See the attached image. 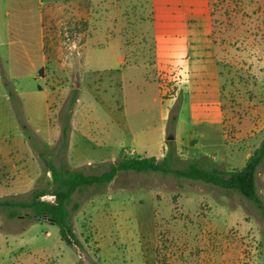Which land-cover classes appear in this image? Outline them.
I'll use <instances>...</instances> for the list:
<instances>
[{
  "label": "rangeland",
  "instance_id": "obj_1",
  "mask_svg": "<svg viewBox=\"0 0 264 264\" xmlns=\"http://www.w3.org/2000/svg\"><path fill=\"white\" fill-rule=\"evenodd\" d=\"M163 2L0 0V202L28 201L33 189L53 200L44 160L67 163L65 149L48 141L60 125L59 98L67 100L77 83L74 70L91 90L88 102L82 93L86 102L74 126L104 139L116 160L170 151L171 166L181 170L200 160L217 168L244 165L246 144L252 152L264 136V0H210L215 46L201 26L208 20L169 23ZM202 3L187 0L184 8L196 15ZM74 5L77 14L68 13ZM87 12L90 19L78 18ZM51 36L63 50V69L45 64L42 74L36 67L41 51L53 55ZM126 50L141 68L124 81L132 132L115 136L122 121L116 57ZM161 135L168 139L164 151ZM101 148L94 150L108 151ZM102 162L78 169L99 174L111 164ZM263 173L264 160L255 177L264 208ZM71 198L78 205L69 220L75 243L60 236L57 224L30 218L27 208L8 218L0 206V264H264V213L236 190L172 173L118 171Z\"/></svg>",
  "mask_w": 264,
  "mask_h": 264
},
{
  "label": "trees",
  "instance_id": "obj_2",
  "mask_svg": "<svg viewBox=\"0 0 264 264\" xmlns=\"http://www.w3.org/2000/svg\"><path fill=\"white\" fill-rule=\"evenodd\" d=\"M68 127L62 129L63 143H65ZM65 145V144H63ZM172 153L167 151L162 158L153 156L121 157L111 163L107 170L99 174L85 173L81 169H72L65 163L56 166L50 161L44 160L47 171L50 173L54 189L50 193L54 196L52 201L43 199L48 194L43 189H33L31 199L28 201L4 200L0 202L6 210L8 218L19 214V209H29V217L32 219L46 218L58 225L60 236L67 242L75 243L74 234L69 224L70 211L77 208V203H72L71 195L74 191L89 186H101L109 183L118 171L135 172H160L172 173L177 177L191 180H200L225 190H236L243 197L251 200L264 213L263 202L256 195L255 169L264 160V136L259 145L249 154L245 163L240 168L222 169L208 166L203 160L190 162L186 169L181 170L171 166Z\"/></svg>",
  "mask_w": 264,
  "mask_h": 264
},
{
  "label": "crops",
  "instance_id": "obj_3",
  "mask_svg": "<svg viewBox=\"0 0 264 264\" xmlns=\"http://www.w3.org/2000/svg\"><path fill=\"white\" fill-rule=\"evenodd\" d=\"M164 1L163 3L165 4V8L163 10H161V12L163 13L164 16L167 17V20L169 21V23L172 22H183L184 25L187 27L188 26V20L190 21H195L197 19L198 16L202 15L204 18L203 20H208L207 22V27L206 24L201 25L203 27V31L207 34V36H210V39L212 40V45L214 44L215 46V42L213 40V19H212V15H211V9H210V0H202V4L200 7V11L196 12V15L193 14V10L191 9H186L184 8L186 5V1L187 0H161ZM91 2V1H90ZM81 3V1H77L76 5ZM90 5V3H88ZM78 6L75 7V5L72 7L71 10H68L67 12L70 14H77L76 12H78L77 9ZM80 7V6H79ZM72 11V13H71ZM50 13V10L46 11V15L48 16V14ZM64 14V12H63ZM72 16V15H71ZM48 18H50V16H48ZM78 18H84V20H88L90 19V12H87V14H81L78 16ZM204 22V21H203ZM205 23V22H204ZM171 25V24H170ZM189 27V26H188ZM44 33L42 32V34L40 35V39H41V45H39V49H41L43 51L44 49ZM56 39V37L51 36V39H48V43L50 45V47L52 48V56H47L44 52L41 51V55H40V65L36 67V69L38 71H41L42 74H44L45 72V67L47 68V65L45 64H50L51 67L53 66L54 69H63L62 68V64L59 63V61L61 60L62 57H64V54L62 53V49L60 50L58 48V46H54V40ZM57 41V40H55ZM86 41L80 45L81 48L84 47L86 45ZM65 50V49H64ZM79 54H81V52H78ZM129 51H122L120 52L116 59H117V63L119 64L120 67V72H118L117 74L120 76V105H121V119L122 121L120 123H114L118 129L117 133H112L110 135H124L127 132H132L131 130V124L127 119L126 113H125V91H124V81L126 79H129V81L133 80L134 78H136L132 72H134L136 69L141 68V62L138 61L139 57H135V56H131L129 54ZM128 60H130L128 62ZM83 61V60H82ZM53 64V65H52ZM71 64V63H70ZM76 65V66H75ZM84 64L81 63H73V69H79L81 68V66H83ZM127 70H131V77H129L130 75H127L126 72ZM67 71L69 72V69H67ZM76 72V70H74L73 73H71V75H73V77L71 78L72 82L77 80V83H73V92L71 95H69V97H67V100L65 97L59 98V101L57 103V107L56 108V113H57V118L59 119L60 125L57 126L55 128V131L53 133V135H51V137L49 138V146H55L56 151L61 150V149H65V160L67 163H65L68 167L72 168V169H78V167L80 165H86V166H95L98 164H102L104 162L102 161H109L111 163H115L116 159L113 156L112 151L110 152L109 149H112L111 146H107V143L104 141V139H102L100 142L99 140H96L91 134H89L88 132L82 131L81 129H79L78 127L74 126L75 123V119L77 117H81V112H80V108H79V103H85L86 100L83 99V94L85 93L87 95V102L91 99L88 95V92L90 93L91 90H87L88 87H86L87 85L81 86L79 79H77V77L74 76V73ZM77 75V74H76ZM128 76V78H127ZM75 77V78H74ZM109 86L107 87V95L106 97L108 98V102L112 103V99L116 94V90H115V84H114V80L110 79ZM65 100H66V105H65ZM84 100V101H83ZM83 101V102H82ZM110 107H112L110 105ZM222 114V122L224 120V115ZM67 126V132H66V138H65V143H63V137H62V129L63 127ZM102 134H100L101 137ZM136 133H133V136H135ZM200 137L203 136V133L200 132L199 133ZM198 135V136H199ZM252 134L248 135L247 137H250ZM245 137V138H247ZM226 138V137H225ZM167 138H163V135H161V138L157 140L158 144L162 147L163 151L166 149V143H167ZM242 140H244L243 138H239L237 137L236 141L241 142L243 145L244 143L242 142ZM238 143V144H241ZM65 144V145H63ZM109 144V143H108ZM79 147L85 148L87 149L89 152L87 155H81L79 152ZM105 148L108 151H104L101 153H96V151L94 149L96 148ZM248 148V152L246 153V158L249 156L250 154V148H249V143L246 144V146ZM102 149V148H101ZM75 150L76 152H74V154H71V151ZM104 150V149H103ZM67 152V153H66ZM104 153H107L106 156H102ZM165 154V152L161 153L158 157H155L157 159H160L163 157V155ZM136 156H146V155H136ZM105 157V158H103ZM96 161V162H94ZM64 163V162H60ZM38 164V163H34ZM59 164V165H60ZM228 168V167H227ZM230 168H234V167H229ZM258 168L259 165H257L256 169H255V177L257 175L258 172ZM222 169H226V168H222ZM131 171V170H129ZM127 171H122V172H129ZM262 175V182L264 184V173L261 174ZM33 181V178L31 180H28V184H30V182ZM29 188H31V186H29ZM6 194V193H5Z\"/></svg>",
  "mask_w": 264,
  "mask_h": 264
},
{
  "label": "water",
  "instance_id": "obj_4",
  "mask_svg": "<svg viewBox=\"0 0 264 264\" xmlns=\"http://www.w3.org/2000/svg\"><path fill=\"white\" fill-rule=\"evenodd\" d=\"M42 217H43V218H46L44 214H43V216H42ZM38 219H39V218H38ZM46 219H48V218H46ZM48 220H49V219H48ZM49 221H50V220H49Z\"/></svg>",
  "mask_w": 264,
  "mask_h": 264
},
{
  "label": "built area",
  "instance_id": "obj_5",
  "mask_svg": "<svg viewBox=\"0 0 264 264\" xmlns=\"http://www.w3.org/2000/svg\"><path fill=\"white\" fill-rule=\"evenodd\" d=\"M51 196V198H53L54 199V196L53 195H50ZM43 198V197H42Z\"/></svg>",
  "mask_w": 264,
  "mask_h": 264
}]
</instances>
